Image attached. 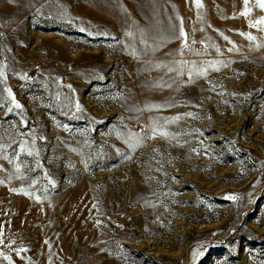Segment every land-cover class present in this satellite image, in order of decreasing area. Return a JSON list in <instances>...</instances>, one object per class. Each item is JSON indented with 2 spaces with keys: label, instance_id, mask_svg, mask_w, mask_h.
<instances>
[{
  "label": "rangeland",
  "instance_id": "374dc122",
  "mask_svg": "<svg viewBox=\"0 0 264 264\" xmlns=\"http://www.w3.org/2000/svg\"><path fill=\"white\" fill-rule=\"evenodd\" d=\"M247 7L0 0V264H264Z\"/></svg>",
  "mask_w": 264,
  "mask_h": 264
},
{
  "label": "snow or ice",
  "instance_id": "6c2138e0",
  "mask_svg": "<svg viewBox=\"0 0 264 264\" xmlns=\"http://www.w3.org/2000/svg\"><path fill=\"white\" fill-rule=\"evenodd\" d=\"M249 3H250V0H244L245 12L241 13L242 15H248L250 13L251 9L247 7L249 5ZM197 4L199 6V0H197ZM255 4L261 10H264V0H255ZM260 24H264V18L257 20L256 23L251 25V26L256 27V25H260ZM182 35H184L183 32H182ZM248 39H254V37L248 36ZM200 74L203 75V72H201ZM9 95H11V93H9ZM15 107L20 108L21 106L19 104H15ZM161 135H166V133H161ZM29 155H31V153H29ZM17 171H19V169H17Z\"/></svg>",
  "mask_w": 264,
  "mask_h": 264
}]
</instances>
